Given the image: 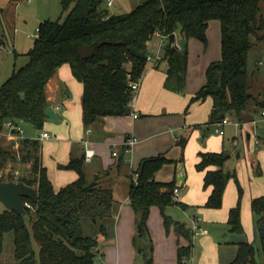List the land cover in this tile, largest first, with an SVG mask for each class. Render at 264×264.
<instances>
[{"label":"trees","instance_id":"obj_1","mask_svg":"<svg viewBox=\"0 0 264 264\" xmlns=\"http://www.w3.org/2000/svg\"><path fill=\"white\" fill-rule=\"evenodd\" d=\"M107 1L61 0L63 19L39 25L33 46L25 54L27 61L0 85V133L11 120L16 122L11 129L14 134L19 132L20 122L42 129L46 120L44 110L49 105L46 85L65 64L82 84L85 127L106 116L128 115L130 85L142 81L149 44L156 34L165 37L162 55L156 60V64L164 60L168 65L164 88L182 91L187 78L188 41L196 39L206 45L207 28L212 20L220 23L221 57L206 68L205 82L190 98L187 109L211 98V124L221 123L228 116L240 119L251 103L264 109V100L250 91L254 71L250 73L248 68L250 50L264 42V0H141L132 10L118 14L110 12ZM2 15L0 5V48L8 45ZM172 34L180 37V46L177 43L172 46L169 39ZM186 141L180 138L177 142L183 149ZM19 145V151L24 152L21 161L31 165L34 177L18 181L33 187L38 201L24 198L31 206L25 207L24 215L5 208L0 210V256L5 235L12 233L15 264H94L99 253V236L89 232L98 228L100 234L107 235L114 225L118 202L112 189L88 181L82 156L61 166L74 170L78 177L56 191L41 163L39 143L23 139ZM123 154L124 149L117 156L119 164L124 162ZM13 156L0 145V172ZM199 157L197 169L205 171L204 187L212 188L205 205L218 208L231 175L224 177L228 155L223 151L199 153ZM171 162L164 154L141 159L128 191L140 239L137 252L147 264H153L154 247L147 224L151 208H159L168 232L171 223L165 209L178 203L172 200L174 181L154 179ZM209 167L214 170H208ZM30 210L34 213L31 229L26 222ZM251 210L264 255V196L252 201ZM240 213L237 203L228 217L230 230L237 234H243ZM175 230L190 238L191 232L183 224L176 223ZM236 245L235 258L226 264H258L252 244L240 241ZM191 254L192 243L180 246L177 264H188Z\"/></svg>","mask_w":264,"mask_h":264},{"label":"rangeland","instance_id":"obj_2","mask_svg":"<svg viewBox=\"0 0 264 264\" xmlns=\"http://www.w3.org/2000/svg\"><path fill=\"white\" fill-rule=\"evenodd\" d=\"M140 1L113 0V5L108 8L113 14L126 13ZM0 5L3 8L5 39L8 40V45L0 48L1 85L14 69L23 66L27 61L25 54L33 46L38 35L39 25L47 20H62L65 13L62 10L61 0H0ZM209 40L211 48H213L215 40L212 38L211 32H209ZM161 41L160 35L157 34L150 41L149 58L145 71L152 69L157 56L162 55ZM207 46L208 42L204 48ZM260 46L264 47V42L250 50L248 68L250 73L253 70L257 72L259 69L255 81L253 79V83L251 82L250 91L264 100V49L259 48ZM259 60L262 61V65L257 63ZM195 63L196 59H193L182 91L168 92L164 98H155L156 100L150 103L147 111L157 110L163 114L161 117L153 118L156 125L154 127L151 125L140 126L143 117L138 120L136 133H133L135 136H131L140 141L146 139L141 141L144 150L137 151L134 147L131 151L125 152L124 160L127 165L121 168V176L129 174L132 169L135 170L140 159L156 156L169 150L166 156L171 158L172 162L165 164L158 175L163 179L173 180L176 185H184L183 192L178 198L179 202L172 203L165 209V214L171 223L168 232L159 208L156 206L151 208L147 224L154 247L153 264H177L178 235L175 231V224H183L190 231L195 218L199 219L201 229L207 230L208 233L195 237L190 234V238L184 235L180 236L181 243H192V254L188 264L229 263L235 258L236 243L240 241L252 244L256 249V262L264 264V255L261 251L251 210L252 201L257 197L264 196V117L259 111L254 114V117L252 116L254 122L240 124L237 122L240 119L228 116V124H211L209 123L211 98H207L202 103L191 104L187 109L194 90L199 88L204 81V72ZM165 64L162 63L161 68L165 67ZM137 96L138 93L136 98ZM148 99L149 97L146 96L141 98V101L148 104ZM246 111L242 116L247 113ZM119 118H121L119 119L120 129L131 132L132 115H121ZM65 125H67L65 122L62 124L48 122L43 125L41 130H38L30 124L20 122L18 135L21 138L35 139L40 136L41 132H46L52 137L51 140H41L40 142L43 147L44 164L51 169L55 154L60 155L59 153L65 152L69 141H75V134L70 132L69 127ZM158 125L160 127L157 128ZM219 130H222L224 135H221ZM3 132L5 135H0V145L12 152L14 159L10 158L1 170L0 180L14 179V181H18L20 178H33L31 165L21 161L24 152L19 151L20 145H16V142L20 144L23 139L12 137L7 127ZM176 138L187 139L183 149L180 145H176ZM116 141L118 143L120 138H117ZM96 149L103 153L104 164L113 165L110 175L114 179L118 169L114 165L119 163V159L112 156L111 148L108 146L101 145ZM223 151L229 156L224 164L226 169L223 168V170L224 172L230 171L231 175L225 187L221 206L209 208L205 204L210 190L204 187V171L197 169L199 153H220ZM15 172H18V175ZM50 175L54 178L53 171L50 172ZM135 179L136 175L132 172L130 177L125 176L120 182L112 184L115 195L122 205L120 208L116 207V219L107 235L100 234L98 228L89 232L91 235L98 234L99 236L100 251L94 258V264H115L118 253L116 243L119 244V253L123 256L122 261L118 264H147L143 255L137 252L139 244L136 225L131 206L127 203L129 202V184ZM55 187L59 188L56 185ZM237 203L240 204L243 234L232 232L228 223L229 211ZM3 208L0 203V210ZM29 214L26 217V222L28 228L31 229L34 213L30 210ZM131 228L135 230L134 236L130 235ZM142 246L145 247L146 243H143ZM34 248L38 251L37 245H34ZM13 253V234L8 233L4 238V250L0 256V264H15ZM99 254L103 255L102 259L99 258Z\"/></svg>","mask_w":264,"mask_h":264},{"label":"crops","instance_id":"obj_3","mask_svg":"<svg viewBox=\"0 0 264 264\" xmlns=\"http://www.w3.org/2000/svg\"><path fill=\"white\" fill-rule=\"evenodd\" d=\"M113 5V2H112ZM109 7V6H107ZM110 10V9H109ZM111 12V11H110ZM218 22V23H217ZM209 32L212 34V38L215 40L214 42V47L211 48L210 45V40H209ZM221 34H220V23L217 20H212L208 24L207 28V42L208 46L207 48H204V44H202L200 41L196 39H190L188 41V68H187V77L188 73H190L191 70V61L193 59H196L195 65L198 64L200 68L204 72V81L205 82V71L208 65L213 62L217 61L221 57ZM176 43L177 45L180 46L181 39L180 37L176 36ZM163 46V42L161 41V48ZM262 50L264 49L263 46H260ZM160 55V54H159ZM161 56V55H160ZM162 63H166L165 67L161 68ZM258 64L262 65V61H258ZM157 65V67H156ZM167 62L164 60H160L157 64L153 65L152 69H149L145 71L143 79L140 83V88L138 90V96L136 98V103L134 110L138 114L137 118H132V128L131 132L130 131H125L120 129L119 127V116H106L103 118H100L97 122L94 124L85 127L83 124V109H82V84L79 82H76L77 80L74 78V76L71 73L70 67L68 65H62L52 77L49 82L46 85V97L48 101V106H52L54 110L56 111V114L58 115V118L60 122L58 124L66 123V127H69L70 132L75 134V141H69V146L65 149V152L59 153L60 155L55 154V157H53V162L51 169L48 165L45 166L44 164V157H43V147L40 144L41 140H51L52 137L49 135L47 138H43L42 134L44 132L40 133V136L35 139H30V140H36L39 145H40V159L42 165L46 168L47 170V175L48 178L50 179L54 190H58L61 187L66 186L67 184L75 181L78 177L77 173L74 170H68V169H63L61 166L65 165L69 162L71 158H80L84 157V152H85V147H84V142L88 143V147L94 151V156L90 160H85V174L88 179V181H97L101 183L104 187L110 188L113 191V195L115 199L118 202V207L120 208L122 205V202L118 200V198L115 195V191L112 188V184L114 182H120L123 177H130V174L134 171H132L124 175L122 174L121 176V168L123 166H126L127 163L124 160L123 164H115L114 166H117V175L113 179L111 178V171L113 168L112 164H104L103 159H102V152L98 151L96 147L105 145L111 148V154L113 151H118L119 155H122L123 149H124V156L126 152V140L131 137V135H134L133 133H136L137 130V123L138 120H140V117H143L141 120V125H151L155 126V119L154 117H161L163 114L160 111H147L149 106L151 105L150 103L153 100H156L155 98H164L169 91L164 88V81L166 79V70H167ZM254 71V81L256 78V73L259 72V69L253 70ZM252 71V72H253ZM201 83V85L203 84ZM200 86V85H199ZM201 87V86H200ZM199 87V88H200ZM198 87L194 90L195 92L199 89ZM195 92L191 95V97L195 94ZM148 96V104L144 103L141 101V98H144ZM166 99V98H165ZM262 101V98H259ZM197 103H202V102H197ZM212 107V105H211ZM249 111H246L247 113L244 116H241L240 121H237L240 124L243 123H249V122H254L255 120L252 119V116L254 117V114L263 111V108L257 105L256 103H251L248 108ZM211 111V110H210ZM235 117V116H234ZM232 118V117H231ZM237 118V117H235ZM248 118V119H246ZM238 120V118H237ZM158 121V120H156ZM50 123L47 119L44 122V125L46 123ZM153 122V123H152ZM152 123V124H149ZM229 123V122H228ZM227 123V124H228ZM64 126V127H65ZM160 127L159 125L157 128ZM132 133V134H130ZM5 135V132H1L0 135ZM19 132L17 133H11L12 137H19ZM160 134V133H159ZM140 135V134H139ZM224 135V133L222 134ZM135 136V135H134ZM21 138V137H19ZM117 138H120V143L116 141ZM21 139H28V138H21ZM177 139V138H176ZM122 140V141H121ZM146 139H141L143 142ZM141 141L138 140L137 143L135 144V150L137 151H143L144 148L141 146ZM16 145L18 146L19 144L16 142ZM176 145H178V142L176 140ZM118 146V148H116ZM133 147V148H134ZM97 150V151H96ZM136 151V152H137ZM169 150L166 152L162 153L166 156ZM239 156V154H237ZM167 157V156H166ZM117 158V157H115ZM168 158V157H167ZM200 158V157H199ZM229 158V156H228ZM143 159V158H142ZM172 160L171 158H168ZM141 160V159H140ZM139 160V161H140ZM200 160V159H199ZM139 162L137 163L138 166ZM259 166V165H258ZM137 168V167H136ZM225 168V167H224ZM260 168V167H259ZM226 169V168H225ZM208 170H214V167H209ZM53 171L54 178L50 175V172ZM74 173H73V172ZM160 171V170H159ZM159 171L155 174L154 179L158 182H171L170 179H163L161 178L158 174ZM16 175H18V172H15ZM229 174L231 172L229 171ZM204 176H205V171H204ZM204 179V177H203ZM173 181V180H172ZM132 182V181H131ZM131 184V183H130ZM129 184V187H130ZM56 186L59 188L56 189ZM175 187H178L180 190V195L183 192L184 185H176ZM210 192L208 196L211 193L212 188L208 187ZM129 191V189H128ZM179 195V196H180ZM208 198V197H207ZM129 201V200H128ZM179 202V201H178ZM128 205L130 206V203L127 202ZM117 207V208H118ZM131 208V207H130ZM132 216L133 220L135 221V213L132 210ZM151 211V210H150ZM116 219V217H115ZM176 231V230H175ZM176 234L178 235V241H177V249L180 246H186L187 243H181L180 242V236L182 234L178 233L176 231ZM130 235L134 236L135 235V230L134 228H131L130 230ZM117 247V261L115 264L120 263L123 259L122 254H120V246L118 243H116ZM134 246L132 245V249ZM100 251V250H99ZM133 251V250H132ZM177 253V252H176ZM102 254H99V258L102 259Z\"/></svg>","mask_w":264,"mask_h":264},{"label":"water","instance_id":"obj_4","mask_svg":"<svg viewBox=\"0 0 264 264\" xmlns=\"http://www.w3.org/2000/svg\"><path fill=\"white\" fill-rule=\"evenodd\" d=\"M172 46L176 44V36L174 34L169 36ZM44 115L46 119L50 122L59 123L60 120L56 111L52 106H48L44 110ZM11 124H16L14 120H11ZM238 156V155H237ZM229 175V171L225 172L224 177L227 178ZM29 199L33 202L38 201V197L36 191L33 187L26 185L21 181H8V182H0V203L2 206L11 210L18 215H24L25 205L23 199ZM138 244L140 245V239L138 238Z\"/></svg>","mask_w":264,"mask_h":264},{"label":"built area","instance_id":"obj_5","mask_svg":"<svg viewBox=\"0 0 264 264\" xmlns=\"http://www.w3.org/2000/svg\"><path fill=\"white\" fill-rule=\"evenodd\" d=\"M112 2L113 0H108L107 1V6H111L112 5ZM161 39H165L164 36L160 35ZM160 59V55L157 56V59L158 60ZM140 83L141 82H133L131 83V99H130V102H129V107H130V113L129 115H132L133 118H137L138 117V114L136 113V111L134 110V107H135V103H136V94L138 93V90L140 88ZM262 115L264 117V109L262 111ZM229 122L228 120V117H226L221 123H218V125H224V124H227ZM5 127H7V129L11 132V129L13 128V124H11V122H7L5 124ZM220 134L222 135L224 132L222 130H219ZM49 135L48 133L44 132L42 134V137L43 138H47ZM177 141L179 140V138L176 139ZM137 138L134 137V136H131L129 137L127 140H126V151H131L133 149V147L135 146V144L137 143ZM84 147H85V152H84V159L85 160H90L93 156H94V151L92 149H90L88 147V143L87 142H84ZM119 154L117 151H113L112 152V156L113 157H117ZM179 195H180V190L178 187H175L173 189V196H172V200L174 202H178V198H179ZM24 205L25 207L27 208H31L30 204H28L27 202H24ZM190 232H191V235L193 237L195 236H200V235H205L208 233L207 230H203L201 229V226L199 224V219L198 218H195L192 222V226L190 228Z\"/></svg>","mask_w":264,"mask_h":264}]
</instances>
